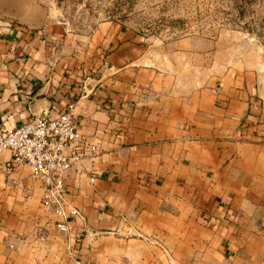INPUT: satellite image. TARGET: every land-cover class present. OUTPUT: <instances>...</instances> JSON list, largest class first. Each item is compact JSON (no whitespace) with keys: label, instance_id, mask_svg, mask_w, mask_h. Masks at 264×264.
<instances>
[{"label":"crops","instance_id":"1","mask_svg":"<svg viewBox=\"0 0 264 264\" xmlns=\"http://www.w3.org/2000/svg\"><path fill=\"white\" fill-rule=\"evenodd\" d=\"M70 103L80 215L61 230L42 179L0 151V264H264V46L75 33L47 0H0V125Z\"/></svg>","mask_w":264,"mask_h":264},{"label":"rangeland","instance_id":"2","mask_svg":"<svg viewBox=\"0 0 264 264\" xmlns=\"http://www.w3.org/2000/svg\"><path fill=\"white\" fill-rule=\"evenodd\" d=\"M70 30L114 20L149 37L241 34L264 46V0H47ZM235 36V35H229Z\"/></svg>","mask_w":264,"mask_h":264},{"label":"built area","instance_id":"3","mask_svg":"<svg viewBox=\"0 0 264 264\" xmlns=\"http://www.w3.org/2000/svg\"><path fill=\"white\" fill-rule=\"evenodd\" d=\"M83 140L75 103L57 115L43 112L16 126L0 125V151L11 150L14 164H29L42 179L46 186L43 205L58 214L61 230L69 229L70 216L80 215L66 198L65 180L83 159Z\"/></svg>","mask_w":264,"mask_h":264}]
</instances>
